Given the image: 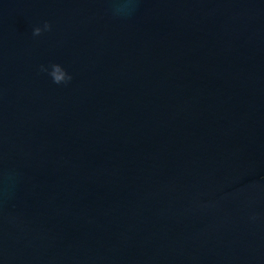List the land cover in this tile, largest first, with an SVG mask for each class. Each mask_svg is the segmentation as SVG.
<instances>
[{
	"label": "water",
	"instance_id": "95a60500",
	"mask_svg": "<svg viewBox=\"0 0 264 264\" xmlns=\"http://www.w3.org/2000/svg\"><path fill=\"white\" fill-rule=\"evenodd\" d=\"M115 2L0 0V264H264V0Z\"/></svg>",
	"mask_w": 264,
	"mask_h": 264
},
{
	"label": "clouds",
	"instance_id": "9594fccd",
	"mask_svg": "<svg viewBox=\"0 0 264 264\" xmlns=\"http://www.w3.org/2000/svg\"><path fill=\"white\" fill-rule=\"evenodd\" d=\"M135 0H117V2L111 5L112 14L115 17H126L131 14V11L135 8ZM51 28L48 22H44L42 25H37L32 29L33 36H39L42 32H47ZM56 67L57 71L55 73L48 72V76L51 78L52 82L61 85L67 84L72 80L71 74L62 65H49ZM41 71H46L45 66H41Z\"/></svg>",
	"mask_w": 264,
	"mask_h": 264
}]
</instances>
